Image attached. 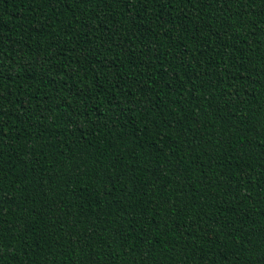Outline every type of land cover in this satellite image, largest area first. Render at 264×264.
<instances>
[{
    "label": "trees",
    "instance_id": "obj_1",
    "mask_svg": "<svg viewBox=\"0 0 264 264\" xmlns=\"http://www.w3.org/2000/svg\"><path fill=\"white\" fill-rule=\"evenodd\" d=\"M0 264H264V0H0Z\"/></svg>",
    "mask_w": 264,
    "mask_h": 264
}]
</instances>
